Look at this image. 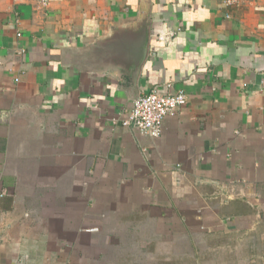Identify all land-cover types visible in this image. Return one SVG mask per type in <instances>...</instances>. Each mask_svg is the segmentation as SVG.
Segmentation results:
<instances>
[{
  "label": "crops",
  "instance_id": "obj_1",
  "mask_svg": "<svg viewBox=\"0 0 264 264\" xmlns=\"http://www.w3.org/2000/svg\"><path fill=\"white\" fill-rule=\"evenodd\" d=\"M0 195V264H264V0H0Z\"/></svg>",
  "mask_w": 264,
  "mask_h": 264
},
{
  "label": "built area",
  "instance_id": "obj_2",
  "mask_svg": "<svg viewBox=\"0 0 264 264\" xmlns=\"http://www.w3.org/2000/svg\"><path fill=\"white\" fill-rule=\"evenodd\" d=\"M35 1L47 5L50 0ZM248 1L250 0H224V3L227 7H237ZM175 34L174 31L166 30L159 37L161 40H168ZM187 104L188 97L183 91L163 94L159 90H152L137 97L133 102L132 109L115 123H120L125 128H134L141 134L156 139L163 133L165 119L175 116Z\"/></svg>",
  "mask_w": 264,
  "mask_h": 264
},
{
  "label": "rangeland",
  "instance_id": "obj_3",
  "mask_svg": "<svg viewBox=\"0 0 264 264\" xmlns=\"http://www.w3.org/2000/svg\"><path fill=\"white\" fill-rule=\"evenodd\" d=\"M169 248V247H168ZM163 250L165 251V250H167L166 249V247H164L163 248ZM197 250H200L199 248H197ZM169 251V250H168ZM157 252V251H156ZM158 253H159V251H158ZM163 256H165L166 254H162ZM184 258H181L179 261H176V262H169V263H163V264H210L209 262L207 263V262H205V256L204 255H202V254H197V260H196V262L195 263H193V262H188L186 259H184ZM156 264H160V263H156ZM211 264H213L212 262H211ZM218 264V263H217Z\"/></svg>",
  "mask_w": 264,
  "mask_h": 264
}]
</instances>
